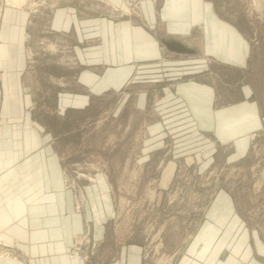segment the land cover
<instances>
[{
  "label": "rangeland",
  "instance_id": "obj_1",
  "mask_svg": "<svg viewBox=\"0 0 264 264\" xmlns=\"http://www.w3.org/2000/svg\"><path fill=\"white\" fill-rule=\"evenodd\" d=\"M10 1L0 0V129L5 122L38 129L39 147L55 154L59 181L81 217L69 258L127 264L134 247L139 264H264V0H184L200 8V17L184 10L192 22L186 36L161 18L167 0ZM58 8L74 20L129 21L157 40L160 55L135 60L121 86L92 91L78 74L81 67L99 73L103 64L88 65L85 53L80 63L74 28L51 21ZM209 14L229 25L227 44L244 43L239 63L212 56L223 36L217 20L211 31ZM82 41L85 50L99 36L84 33ZM183 80L212 84L217 114L223 106L236 119L253 110L254 122L236 139L192 129L175 93ZM22 93L31 102L19 106ZM29 188L20 192L48 198ZM4 233L0 255L31 264Z\"/></svg>",
  "mask_w": 264,
  "mask_h": 264
},
{
  "label": "crops",
  "instance_id": "obj_2",
  "mask_svg": "<svg viewBox=\"0 0 264 264\" xmlns=\"http://www.w3.org/2000/svg\"><path fill=\"white\" fill-rule=\"evenodd\" d=\"M163 8L167 9L165 11L168 13L164 15L162 12L160 16L166 17L168 29L183 36L188 35L192 23L184 18V10L200 11L198 5L190 1L187 4L184 0H167ZM66 14L62 8H58L51 21L55 27L67 30L74 28L79 40L76 50H78L80 63H83V53H85L88 65L103 64L104 69L99 73L88 69L83 70L81 67L82 70L78 74L80 83L86 84L92 91L121 86L129 76L135 60H150L160 55L157 40L129 21L114 22L101 18L74 20L70 11L69 15ZM196 16L200 17V12ZM216 20L219 21L221 29L219 28L218 31L223 38L218 47L212 45V52H214L211 53L212 56L219 55L225 62L232 60L239 63L242 61V52L239 51V47H243L244 43L239 40L235 45L227 44L226 40L229 38L226 36H229L231 32L229 25L227 27L226 23H222L209 14L208 22L213 25L211 28L213 33H217L214 27ZM84 33L99 36V42L92 43V46L83 50ZM166 41L177 40L162 42L165 44ZM216 51L219 54H216ZM214 89L215 87L208 82L183 80L177 83L175 85L177 100L187 111L183 117L188 116L187 120L191 121V127L194 130L200 128L202 131H212L218 136H223L225 132L228 135L224 137L229 139L242 137L249 128L247 123L255 120L254 111H249L248 116L239 115L236 119L230 116L225 117L229 110L223 106L217 114L213 107ZM62 94L59 97L61 104L65 99L64 95H67ZM23 96L24 93L17 98L19 106L31 102L29 96L25 99ZM70 98L71 96L68 97L69 101ZM244 105L250 106V103H244ZM28 118L26 116V119ZM5 123L1 124L0 129V234L6 232L14 235L22 249L31 257V264H79L75 258H69L70 255H67L66 251L72 233L80 230L81 217L73 211L71 198L62 188V181H59L55 154L49 149V145L47 148L39 147L38 129H18ZM23 186L26 188L29 186L36 190V193L41 190L47 193L48 198L39 200L36 194L20 192ZM98 212L101 214L100 211ZM97 218L99 219L98 214ZM96 230L97 234L102 233L100 225L96 227ZM127 254V264H139L138 251L134 247H129ZM0 264H16V262L0 256Z\"/></svg>",
  "mask_w": 264,
  "mask_h": 264
},
{
  "label": "water",
  "instance_id": "obj_3",
  "mask_svg": "<svg viewBox=\"0 0 264 264\" xmlns=\"http://www.w3.org/2000/svg\"><path fill=\"white\" fill-rule=\"evenodd\" d=\"M165 45L171 49V50H175V51H180V52H188L191 51L190 48L184 46L182 43L178 42V41H166Z\"/></svg>",
  "mask_w": 264,
  "mask_h": 264
},
{
  "label": "bare ground",
  "instance_id": "obj_4",
  "mask_svg": "<svg viewBox=\"0 0 264 264\" xmlns=\"http://www.w3.org/2000/svg\"><path fill=\"white\" fill-rule=\"evenodd\" d=\"M6 1H8V0H6ZM24 0H11L10 2L12 3V4H14V5H17V6H19L22 2H23ZM33 2V1H32ZM31 2V3H32ZM124 11L125 12H130L129 11V8L128 9H126V8H124ZM253 135V133H251L249 136L251 137ZM73 180V179H72ZM148 196V195H147ZM150 196H151V193H150ZM1 256V255H0ZM70 257V256H69ZM71 258H74V255L73 256H71Z\"/></svg>",
  "mask_w": 264,
  "mask_h": 264
}]
</instances>
